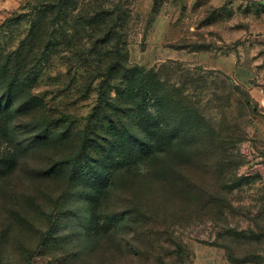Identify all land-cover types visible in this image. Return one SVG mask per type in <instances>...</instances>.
<instances>
[{
    "label": "rangeland",
    "instance_id": "1",
    "mask_svg": "<svg viewBox=\"0 0 264 264\" xmlns=\"http://www.w3.org/2000/svg\"><path fill=\"white\" fill-rule=\"evenodd\" d=\"M42 1L0 0V61L26 42ZM81 2V11L94 6L119 10L130 64L146 70L164 66L174 75L171 85L188 100L167 107L166 117H156L159 133H147L151 139L146 146L125 139L104 156V179L121 161L132 163V178L120 176L124 188L117 189L98 213L136 212L139 218L130 224L97 216V201L90 199L97 191H87L85 197L71 182L65 184L68 178L59 180L52 189V204H59L53 218L63 223L72 219L73 241L54 252L64 253L68 264H194V247L214 244L226 264H232L227 253L241 264H264V6L251 0ZM63 26L50 29L48 64L31 92L51 110L54 129L73 127L84 133L98 102L100 81L85 91V69L62 45L65 40L80 44L81 34L60 37ZM29 43L22 59L31 60V70L41 60H33L40 44ZM3 98L0 92L1 160L15 156L9 144L25 139L26 117L31 116L15 106L4 110ZM189 107L198 117L187 112ZM151 113H158L156 106ZM192 117L209 137L186 134L189 124H195ZM168 124L183 129V134L171 131ZM229 127L238 132L236 140L219 139ZM208 132L216 136L211 139ZM53 146L62 158L61 151L74 145L54 139ZM153 150L158 153L153 155ZM29 161L38 163L36 157ZM20 165H26L24 160ZM62 225L60 221L59 233ZM36 264L57 260L44 257Z\"/></svg>",
    "mask_w": 264,
    "mask_h": 264
},
{
    "label": "trees",
    "instance_id": "2",
    "mask_svg": "<svg viewBox=\"0 0 264 264\" xmlns=\"http://www.w3.org/2000/svg\"><path fill=\"white\" fill-rule=\"evenodd\" d=\"M81 3V0H43L35 10L32 31L26 42L6 61H0V92L4 96L1 105L4 104V110L13 106L19 110L26 109L31 115L26 117L25 131L28 134L25 139L14 146L9 144L15 156L0 159V264H36L44 257L56 259L57 264H68L64 253L54 252L62 244L73 241V232L70 231L72 219L63 223V220L53 218L59 204H52V189L62 178H68L65 184L71 182L74 189H80L85 197L89 194L87 191H97V195L90 193L91 201L98 204L97 216L117 220L122 226L138 219L136 212L111 214L101 211L99 215L98 210L100 212L102 206L109 202L113 193L124 188L120 176L132 178L128 171L129 167H133L132 163L128 165L121 161L104 179L101 172L104 156L125 139L146 146L151 139L147 133L152 137L159 133L155 128L161 123L156 117H166L167 107H177L188 100L176 86L171 85L174 75L170 76L164 66L146 70L130 64L119 26V10L94 6L81 11ZM60 24L64 25L60 37L72 38L73 35L68 34L71 32L74 36L81 34L80 44L65 40L62 45L79 59L80 67L85 69V91L100 81L98 102L84 133H77L73 127L54 129L56 123L51 110L31 92L41 69L48 64L49 47H52L50 40L53 39L50 29ZM84 40L85 43L82 42ZM29 41L40 44L33 60L36 57L41 60L31 70L28 69L31 60L22 59V55L27 56L31 45ZM72 48L78 51L72 52ZM113 91L115 96H112ZM152 105L158 109L156 115L151 113ZM191 111L189 107L187 112L198 117ZM194 117L191 120L195 124H189L186 134L208 136L207 130L204 132ZM170 130L183 134V129L175 126H170ZM237 133L233 128H225L224 135L218 138L234 141ZM208 134L211 139L216 136ZM5 135L9 139L11 130ZM54 139L73 143L74 146L67 152L61 151L60 158L53 146ZM152 153L154 155L158 150ZM31 157H36L38 163L31 164ZM231 159L236 160L232 154ZM22 160L26 165H20ZM102 188L101 197H98ZM60 199L61 195L57 197V202ZM222 209L224 211L219 207V213ZM76 220L80 222L81 218ZM60 221L61 225L63 223L61 233L58 232ZM132 243L138 244L135 240ZM179 249L182 251L184 246L180 245ZM226 257L232 264L243 263L229 253Z\"/></svg>",
    "mask_w": 264,
    "mask_h": 264
},
{
    "label": "crops",
    "instance_id": "3",
    "mask_svg": "<svg viewBox=\"0 0 264 264\" xmlns=\"http://www.w3.org/2000/svg\"><path fill=\"white\" fill-rule=\"evenodd\" d=\"M194 264H226L222 250L208 246L197 245L193 249Z\"/></svg>",
    "mask_w": 264,
    "mask_h": 264
},
{
    "label": "built area",
    "instance_id": "4",
    "mask_svg": "<svg viewBox=\"0 0 264 264\" xmlns=\"http://www.w3.org/2000/svg\"><path fill=\"white\" fill-rule=\"evenodd\" d=\"M251 1H253V2H257V3H259V4H264V0H251Z\"/></svg>",
    "mask_w": 264,
    "mask_h": 264
}]
</instances>
